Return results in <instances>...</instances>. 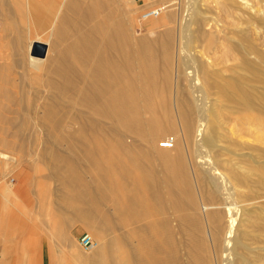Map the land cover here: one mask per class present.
<instances>
[{
    "label": "bare ground",
    "instance_id": "1",
    "mask_svg": "<svg viewBox=\"0 0 264 264\" xmlns=\"http://www.w3.org/2000/svg\"><path fill=\"white\" fill-rule=\"evenodd\" d=\"M5 1L0 19L10 22L15 36L3 38L22 47L23 40L30 43L29 28L16 24ZM235 2L245 6L243 0H186L175 10L149 9L145 13L156 14L143 13V20L164 8L168 16L151 39L133 40L118 22L106 31L111 12L93 39L87 22L60 19L69 43L45 58V76L34 80L48 91L40 118L78 122V130L65 132L78 134L75 143L98 174L81 183L71 173L59 174L66 212L100 214L99 220L110 214L117 229L124 218L133 224L93 249L91 264H264V216L247 207L264 198V19ZM106 5L103 0L102 12ZM25 56L14 63L25 66ZM84 65L91 70L74 69ZM5 74L1 83L9 82ZM167 134L170 140L160 139ZM9 158L0 151V159ZM112 179L123 186L116 188ZM107 188L115 195L109 211L101 208ZM139 233L144 238L134 240ZM124 242L128 258L112 252Z\"/></svg>",
    "mask_w": 264,
    "mask_h": 264
},
{
    "label": "rangeland",
    "instance_id": "2",
    "mask_svg": "<svg viewBox=\"0 0 264 264\" xmlns=\"http://www.w3.org/2000/svg\"><path fill=\"white\" fill-rule=\"evenodd\" d=\"M160 1L118 0L115 6L117 9L108 20L111 26H107L106 31L115 25L113 22H118V24L127 25V34L132 36L133 40H137L141 36L150 39L155 37L156 33L167 24L168 16L164 13L166 8L157 18L143 20L141 15ZM185 1L162 0L158 6L168 7L171 5L175 10V6L178 4L183 6ZM243 2L245 6L235 2L236 7L264 19V0H243ZM4 4L6 9L15 11L14 20L21 29L29 28L24 19V12L27 11L24 0H6ZM129 6L130 8H128ZM105 12L106 9L102 12V19ZM7 24L10 22L0 19V64L7 63L10 66V69L0 68V72L5 71V75L9 79L8 83L0 82V87L6 88V91H0V151L10 157L6 160L0 159V261H5V264L28 262H34V264H91L88 257L91 256L93 249L101 247L119 232L130 229L133 224H129L127 218H124L123 227L117 229L113 224L115 219L110 218V214L105 215L106 219L100 220V214H96L97 216L93 218H90L89 215L79 217L87 218L85 220L91 225L86 226L68 216L70 226L66 225L63 228L66 230L60 253L48 233L63 227L53 225L55 222L53 217L57 215L53 211V208L55 209L53 202L61 181L58 177L71 173L79 180V183L82 181L91 182L98 178L94 161H91L92 159L90 162L86 161L83 147L76 144L81 141V138L78 137V134L70 137L65 132L78 130V122H72L69 125L67 118L63 117L56 124L53 121L40 118V113L44 112L47 105L45 96L48 91L45 87L36 84L34 80L37 77L45 76L46 67L43 65L46 62L45 58L56 55L67 41L69 43V38L61 40L62 42H50L49 51L40 52L29 42L28 45L25 40L22 42V47H16L11 44L10 40L7 41L3 38L4 36L9 38L15 36V32L10 30ZM19 55H28L25 56V66L14 63ZM89 65L74 67V69L89 71L91 70ZM24 71L26 76L23 75ZM5 93L13 98L9 99ZM233 123L234 121L230 122L228 127ZM170 136L167 134L160 139L170 140ZM87 141L89 142V140ZM248 169L243 168L242 171L250 174ZM105 171L110 176L114 173L108 166ZM111 183L118 188L119 184L115 179H112ZM120 185L123 186L121 183ZM114 197V192L107 188L106 199L101 208L109 211L112 208L111 200ZM61 199L63 200L64 196ZM73 204L79 205V198L74 199ZM247 207L252 214L264 216V198L256 200ZM59 215L63 222L66 214L59 212ZM72 215L77 217V215ZM144 221L146 220H140L135 225H141ZM77 223L83 225L82 231L90 235L94 248L89 247L85 250L78 245L77 237L81 232L77 231L78 225L73 226ZM155 237L159 239L160 233L156 232ZM25 238L26 240L23 241ZM142 238L144 235L139 233L133 239ZM118 246V251L114 248L112 252H117L128 258L130 250L127 243H119ZM26 253L30 254L31 261L24 259L28 257L24 256ZM154 254L159 257L160 251L156 250ZM106 264L114 263L106 262Z\"/></svg>",
    "mask_w": 264,
    "mask_h": 264
},
{
    "label": "crops",
    "instance_id": "3",
    "mask_svg": "<svg viewBox=\"0 0 264 264\" xmlns=\"http://www.w3.org/2000/svg\"><path fill=\"white\" fill-rule=\"evenodd\" d=\"M86 1H88V3ZM129 1H134V0H129ZM138 1H142V0H138ZM161 2H162V0L159 3L154 4L153 7L158 6ZM102 3H103V0H24V4L26 6L30 5V7L27 9V11L24 12V19L26 21V24L29 25V31L28 32L26 31V35H27L26 38L30 41V45H32L38 51H40V52H43L45 50L49 51V47H50L49 43L50 42H55V41H57V39H58V41L59 40H66L64 38V34H66L65 30H67L68 28H64L63 27L64 24L60 25V23L62 24V21L64 20L63 17H65V19H66L65 23L68 22L67 24H70V25L76 24V26H78V24H80L82 22H87L86 24H89L88 25L89 29L92 27L90 29L91 34L89 35L90 39H93L94 35H96L95 38H97V35L99 34V32L102 29V27L100 25L102 23ZM106 3H107L106 13L111 12L110 16H112L113 12H115V10L117 9L115 6L118 3V0H106ZM63 8L64 9L66 8L65 11ZM74 8H75V10H74ZM62 9H63V11H61ZM69 11L72 14L73 13L76 14V16H77L76 18H78V16H81L80 20H82L81 18H86V17L88 20L85 21V19H83V21H81V22L78 20L76 21V20H74L75 15L70 14ZM60 13H62V14H60ZM58 15L60 18L58 17ZM61 18H62V21L60 20ZM71 18H72V20H71ZM67 24L64 26L66 27ZM58 26H60V27H58ZM94 26H95V28H94ZM96 27H98V28H96ZM64 31H65V33H64ZM67 32L71 33L72 31H67ZM73 34H75V33H73ZM56 35L58 37L60 36V38H58ZM61 36L64 39H62ZM33 43H35V45ZM58 185H59V188L55 192L56 197H55V200L53 202L55 205V209L53 208V211L55 214H57V215H54V217H53L55 219V222L53 225H55L56 227H62V226L63 227L56 230L55 232L53 231V232H48V233L53 238L54 243H55L54 245H55V247L59 248L58 250L60 253V251H62V244L64 242L63 236H65V230H66L63 228L66 227V225L70 226V223H69L70 219L68 216H71L77 222L85 224L86 226H88V225L90 226L91 224H88V222H87V220H85V218H78V217H74L72 214H67L66 204L61 199V197L65 193L62 181H60V184H58ZM59 212L66 214V218L63 220V222H62V217L59 215ZM77 225H78V227H76ZM73 226L77 228L78 232L83 233V231H82L83 225L77 223V224H74ZM25 240H26V238L23 241H25ZM26 255L28 257L24 258V259L27 261L28 260L31 261L32 258H29L30 254L26 253L24 256H26ZM0 264H5V261L4 262L0 261ZM22 264H34V262H32V263L28 262V263H22Z\"/></svg>",
    "mask_w": 264,
    "mask_h": 264
},
{
    "label": "built area",
    "instance_id": "4",
    "mask_svg": "<svg viewBox=\"0 0 264 264\" xmlns=\"http://www.w3.org/2000/svg\"><path fill=\"white\" fill-rule=\"evenodd\" d=\"M155 14H156V11L151 10L150 12L143 14V17H150V16H154ZM77 243L81 248L85 250L88 249L93 244L90 235L87 234L86 232L81 233L77 237Z\"/></svg>",
    "mask_w": 264,
    "mask_h": 264
}]
</instances>
